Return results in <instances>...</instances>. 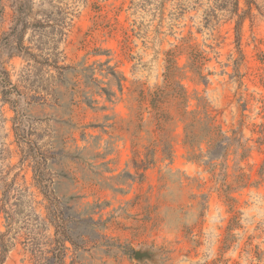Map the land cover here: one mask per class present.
Wrapping results in <instances>:
<instances>
[{"label":"rangeland","instance_id":"obj_1","mask_svg":"<svg viewBox=\"0 0 264 264\" xmlns=\"http://www.w3.org/2000/svg\"><path fill=\"white\" fill-rule=\"evenodd\" d=\"M16 1L1 0L0 66L25 94L53 194L19 165L14 112L0 102V176L27 189L38 218L13 206V190L9 227L0 213L12 243L2 264H50L63 219L64 264H264V0H252L238 35L233 0H32L36 20L48 14L63 27L64 82L48 77L60 70L29 73L9 56ZM29 35L23 44L44 57L49 45L41 52ZM178 85L186 103L172 96ZM183 109L208 111L248 155L188 160ZM136 250L152 257L134 259Z\"/></svg>","mask_w":264,"mask_h":264},{"label":"trees","instance_id":"obj_2","mask_svg":"<svg viewBox=\"0 0 264 264\" xmlns=\"http://www.w3.org/2000/svg\"><path fill=\"white\" fill-rule=\"evenodd\" d=\"M244 3L247 6V10H245L243 14L238 13L239 0H233L232 9L229 10L231 15L237 16V35L238 28L242 20L245 16L251 15L252 0H244ZM32 5V0H18L14 3L13 23L10 27V31L6 34V39H8V41L12 44V51L9 56H22V58L27 62L25 69L28 70L29 73H49L51 68L56 71L60 70V72L58 71L57 78L50 73L48 74V77L55 79V82L57 80L64 82L65 73L69 67L57 65L58 56L55 52L58 44L57 36L61 39L64 35L62 30L63 27L57 23V20L51 18V15L48 14H44V16L40 15L41 18L36 20L35 18L39 14L33 12ZM2 12L3 8L0 0V18L2 16ZM58 22L63 23L62 19ZM46 29H48L47 33L50 35L47 43L42 39V37H45L46 35ZM27 32H30V35L27 38L28 41H32L34 38V41L39 42L37 45H34V47L39 51L42 52L43 47L46 46V44L49 45L48 51L45 53L44 57L40 53L31 52L29 50L30 47L23 44V40ZM35 36H37L36 40ZM168 66L170 67L171 64ZM178 88L179 91L172 93V96L178 99L180 98L183 103H186L187 96L185 95L183 86L178 85ZM155 98L156 95H154L151 100L153 106H156ZM24 100H26L25 94L20 91L14 83H12L9 72L0 66V102L2 104H8L9 108L14 112V116L10 119V121L12 124L11 129L15 137V142L17 143L21 154V158L18 163L21 168L25 164L31 168L33 186L40 190L46 198L51 200V194H53L52 181L46 173L50 167V163H48V156H46L44 152H40L36 145V141L31 139L29 123L26 124V122L27 119H30L33 116H31L28 109L22 105V101ZM181 120L184 123V144L188 147V160L213 166L215 164H212V161H225L227 156L230 154V151L233 155L239 157V159L245 158L250 151V149L246 148L236 136H226L222 131L221 125L216 124L215 117L211 116L208 111H186L183 109L181 112ZM232 133L235 135L236 131L233 130ZM202 143L206 145L205 152H203L201 148ZM239 150L241 151L239 152ZM3 153L8 156L10 151L8 149H4ZM144 168H146V165ZM17 174L18 173L15 175ZM7 179V174L0 176V213H3L6 226L9 227L13 220L9 212L11 207V192L13 190L16 192L14 194L16 201L13 203V206L15 205V207H19L21 205H25L26 203L29 207V212H32L33 217H35L33 221H37L38 218L36 214H34V199L30 198L25 201L23 200V198L26 197L27 189L14 187L15 178L11 179L10 182H8ZM65 222V219H63L60 227L62 231L57 232V234H60L61 244H59V247L57 248L50 249L52 252V256L48 258V260H50V264H64L63 259L66 254L65 251L67 250L64 243L65 241H69L70 238L66 234L67 229H65ZM52 242L53 241L50 243ZM11 246L12 243H9L6 239V232L0 233V264L3 263Z\"/></svg>","mask_w":264,"mask_h":264},{"label":"water","instance_id":"obj_3","mask_svg":"<svg viewBox=\"0 0 264 264\" xmlns=\"http://www.w3.org/2000/svg\"><path fill=\"white\" fill-rule=\"evenodd\" d=\"M134 259L141 260L144 258H151L152 254L148 250H136L133 254Z\"/></svg>","mask_w":264,"mask_h":264}]
</instances>
